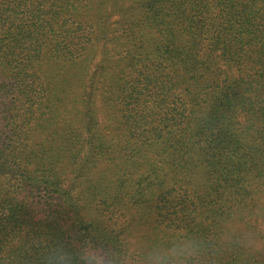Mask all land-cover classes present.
<instances>
[{"label": "trees", "instance_id": "obj_1", "mask_svg": "<svg viewBox=\"0 0 264 264\" xmlns=\"http://www.w3.org/2000/svg\"><path fill=\"white\" fill-rule=\"evenodd\" d=\"M262 201L264 0H0V264Z\"/></svg>", "mask_w": 264, "mask_h": 264}, {"label": "clouds", "instance_id": "obj_2", "mask_svg": "<svg viewBox=\"0 0 264 264\" xmlns=\"http://www.w3.org/2000/svg\"><path fill=\"white\" fill-rule=\"evenodd\" d=\"M39 237L36 238L39 241ZM38 264H220L223 256L264 257V201L234 213L211 237L187 229L151 242L132 233L113 244L88 236L70 243L46 237Z\"/></svg>", "mask_w": 264, "mask_h": 264}]
</instances>
